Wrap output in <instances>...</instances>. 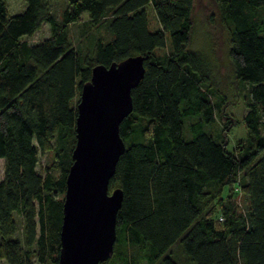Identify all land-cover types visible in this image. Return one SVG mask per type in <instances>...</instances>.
Instances as JSON below:
<instances>
[{
    "label": "trees",
    "instance_id": "obj_1",
    "mask_svg": "<svg viewBox=\"0 0 264 264\" xmlns=\"http://www.w3.org/2000/svg\"><path fill=\"white\" fill-rule=\"evenodd\" d=\"M54 1L25 0L9 15L0 0V260L58 264L81 86L95 65L140 55L144 74L119 125L125 150L108 184L123 191L116 240L100 264H264V0H211L209 52L190 47L196 0H67L60 17ZM83 15L80 33L107 38L75 46L70 25ZM44 23L47 37L22 40ZM221 39L233 91L244 90L247 134L232 150L208 129L224 114ZM39 153H52L43 173Z\"/></svg>",
    "mask_w": 264,
    "mask_h": 264
},
{
    "label": "water",
    "instance_id": "obj_2",
    "mask_svg": "<svg viewBox=\"0 0 264 264\" xmlns=\"http://www.w3.org/2000/svg\"><path fill=\"white\" fill-rule=\"evenodd\" d=\"M144 74L143 57L92 67L76 103L75 145L65 177L58 264H100L113 253L123 191H109L125 144L121 121L132 110L131 90Z\"/></svg>",
    "mask_w": 264,
    "mask_h": 264
},
{
    "label": "rangeland",
    "instance_id": "obj_3",
    "mask_svg": "<svg viewBox=\"0 0 264 264\" xmlns=\"http://www.w3.org/2000/svg\"><path fill=\"white\" fill-rule=\"evenodd\" d=\"M9 15L20 13L24 10L26 6L25 0H5ZM67 7V0H55L52 9L55 12L56 16L60 17L61 12L64 8ZM213 4L211 0H196V4L193 11V24H192V33L190 39V47L195 49H201L205 52L210 51L211 41L209 38L210 28L207 24V15L210 10H212ZM148 15L149 29H155L156 24V15L152 9L149 7L146 8ZM85 16L83 15L80 18V21L72 23L70 25V36L73 40L75 46L81 45L83 47L88 46L90 41L95 37L99 36L106 39L107 34L102 30H84L85 32L80 33L83 27V21ZM49 33V26L47 23L42 24L41 28L36 31L32 36H23L22 40L27 41L28 43H36L43 38L47 37ZM215 55L220 66V76H219V91L225 95L223 113L222 116L215 115V121L208 127L209 131L214 138L225 137L227 139V148L232 150L234 146L242 142L247 134L246 128L242 122V116L245 112L244 101L242 99V94L244 90L233 91L232 87V74L230 68L228 67L226 60V50L227 43L221 39L220 42L215 45ZM169 48L167 44L164 49H156L157 54H162L166 52ZM215 102L216 99L212 97ZM231 120V125L226 130L225 121ZM52 161V153H39L38 154V171L43 173L45 166L50 164ZM3 175V160L0 158V179ZM234 191V190H233ZM233 200L238 206L240 211L245 210L246 208V199L243 194H233ZM15 237L18 239L21 238V229L20 221L18 220L17 232ZM0 264H7L3 260H0ZM34 264H39L34 262ZM109 264H118L116 262H111Z\"/></svg>",
    "mask_w": 264,
    "mask_h": 264
}]
</instances>
